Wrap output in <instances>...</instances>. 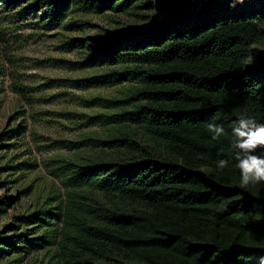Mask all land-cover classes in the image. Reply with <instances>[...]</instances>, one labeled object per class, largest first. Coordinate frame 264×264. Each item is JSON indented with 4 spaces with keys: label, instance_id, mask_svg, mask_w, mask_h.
Wrapping results in <instances>:
<instances>
[{
    "label": "trees",
    "instance_id": "trees-1",
    "mask_svg": "<svg viewBox=\"0 0 264 264\" xmlns=\"http://www.w3.org/2000/svg\"><path fill=\"white\" fill-rule=\"evenodd\" d=\"M74 6L143 27L97 37L83 64L91 73L75 85L107 91L75 123L97 130L71 140L72 155L45 160L46 178L22 144L3 162L18 205L9 214L0 199V264H262L264 182L242 184L231 145L239 119L264 124V0H166L151 21L138 14L152 11L146 0ZM46 16L53 26L66 17ZM8 30L0 22V80L10 79L21 118L37 100L16 63L22 38ZM209 123L223 126L217 139Z\"/></svg>",
    "mask_w": 264,
    "mask_h": 264
},
{
    "label": "rangeland",
    "instance_id": "rangeland-1",
    "mask_svg": "<svg viewBox=\"0 0 264 264\" xmlns=\"http://www.w3.org/2000/svg\"><path fill=\"white\" fill-rule=\"evenodd\" d=\"M146 1L152 4L153 9H142L139 16H144L149 21L157 19L165 8L166 0ZM80 2L81 0H0V22L9 28L8 37L22 38L23 49L16 54V63L21 77L32 88L37 100L35 107L24 109L26 115L19 118L16 115V100L10 90L11 81L0 80V167L5 164L3 162L19 155L18 150L22 144L31 150L32 156L40 165L39 171L44 172L45 160L56 155H72L73 151H67V144L82 134L97 130L95 125L79 129L74 126L76 122L80 123L81 119L95 112L96 109L90 103L96 96L94 94H105L104 91H107L81 90L76 87L77 82L89 77L91 73H87L83 64L89 60L97 37L103 31L119 35L134 34L142 29L143 23L132 19L126 22L128 30L124 27L115 28L109 22L112 15L110 12L101 17L94 16L91 12L75 13L74 5ZM48 8L65 14L61 26H53L46 16ZM116 18L122 20L123 16L116 15ZM8 68L6 65V69ZM17 127L22 128V142L8 141V136ZM43 178H46L45 172ZM4 182L0 178V199L8 200L7 210L12 214L16 212L18 196L15 191L3 186ZM7 220L0 222V228L7 224Z\"/></svg>",
    "mask_w": 264,
    "mask_h": 264
},
{
    "label": "clouds",
    "instance_id": "clouds-1",
    "mask_svg": "<svg viewBox=\"0 0 264 264\" xmlns=\"http://www.w3.org/2000/svg\"><path fill=\"white\" fill-rule=\"evenodd\" d=\"M236 127L232 129L235 137L231 147L236 150L239 160L242 184L247 186L252 183L264 182V156L253 155L258 147H264V124H258L254 118L243 117L239 119ZM209 131L215 133L213 139H217L223 132L222 125L214 123L208 124ZM247 153V155H242ZM229 161L226 159L218 160V167H227ZM264 264V261H262Z\"/></svg>",
    "mask_w": 264,
    "mask_h": 264
}]
</instances>
